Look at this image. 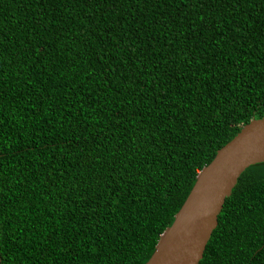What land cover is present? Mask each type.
Returning <instances> with one entry per match:
<instances>
[{"label":"trees","instance_id":"trees-1","mask_svg":"<svg viewBox=\"0 0 264 264\" xmlns=\"http://www.w3.org/2000/svg\"><path fill=\"white\" fill-rule=\"evenodd\" d=\"M262 117L264 0H0L1 264H146ZM199 264H264V162Z\"/></svg>","mask_w":264,"mask_h":264},{"label":"water","instance_id":"water-1","mask_svg":"<svg viewBox=\"0 0 264 264\" xmlns=\"http://www.w3.org/2000/svg\"><path fill=\"white\" fill-rule=\"evenodd\" d=\"M263 162L264 117L244 125L199 172L173 224L161 234L146 264H199L239 177L250 166Z\"/></svg>","mask_w":264,"mask_h":264}]
</instances>
